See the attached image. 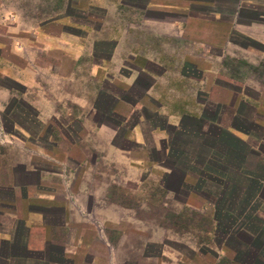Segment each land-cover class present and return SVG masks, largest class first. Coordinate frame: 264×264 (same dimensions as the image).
<instances>
[{
  "label": "crops",
  "instance_id": "0c3cea01",
  "mask_svg": "<svg viewBox=\"0 0 264 264\" xmlns=\"http://www.w3.org/2000/svg\"><path fill=\"white\" fill-rule=\"evenodd\" d=\"M73 7L84 15L83 23L68 13L57 16L52 23L58 24L60 30L49 32L35 28L28 44L29 52L25 44H13L12 52L20 60L0 58V114L10 101L31 106L40 125L34 136L41 134L43 124L57 117L53 104L61 101L49 95L41 77L47 74L54 78L56 87L61 82L73 81L77 62L85 54L92 56L95 42L108 43L111 48L107 58L92 61L91 73L102 70L105 77L115 78L128 88L135 87L139 75L149 79L142 91L145 99L133 105L118 101L126 108L125 117L136 112V122L121 137L134 144L142 155L129 162L138 170L130 177L133 181L141 180L136 174L150 167L160 171L158 179L162 177L160 183L164 182L170 167L149 156L154 152L160 153L163 159L176 157L169 131L183 137H202L208 128L217 127L241 141H250L249 130L237 129L236 122L229 123L228 118H220L219 114L214 116L212 107L217 112L219 106L226 108L229 117H243L253 125L250 129L260 120L264 130V112H254L252 118L245 114L248 107L257 110L256 105L262 99L244 90L257 85L245 72L246 68L264 72L260 65L264 58V0H77ZM95 22L100 24L99 28ZM76 31L91 40L88 47ZM140 38L146 42L139 41ZM42 55L47 57L45 64L40 63ZM238 60L242 66L233 64ZM123 70L127 72L121 73ZM236 85L242 89L235 91ZM68 95H62L61 99ZM149 101L156 104V109L147 111L162 115L164 126L146 130L145 117L138 111ZM194 121H200L199 128L191 127ZM99 130L110 139L116 134V129L108 124L99 125ZM11 131V134L0 133V264L95 263L87 258V253L91 247L90 235L93 233L95 239L97 232L85 225L87 218L76 206L77 199L70 201L71 206L65 202L63 206L43 167V146L22 126H11ZM108 144L112 151L121 156L125 154L126 158L131 152L122 151L111 140ZM198 144H185L178 151L184 165L201 166L193 162L191 154V157L186 155L192 147L199 152ZM249 148L251 153L244 159L234 153L238 160H246L237 167L242 168V164L248 167L249 159L254 157L256 168H263L259 144ZM207 149L215 152V159H220L223 147L219 143L210 144ZM224 151L230 152L226 148ZM215 159L206 160L215 162ZM244 170H233V180L261 183L264 179L262 175L254 178L257 171ZM187 179V175H181L178 181L183 184ZM75 222L82 223L84 230H78Z\"/></svg>",
  "mask_w": 264,
  "mask_h": 264
},
{
  "label": "rangeland",
  "instance_id": "374dc122",
  "mask_svg": "<svg viewBox=\"0 0 264 264\" xmlns=\"http://www.w3.org/2000/svg\"><path fill=\"white\" fill-rule=\"evenodd\" d=\"M76 1L0 0V58L20 60L12 52L13 44L15 46L17 42L21 46L23 43L29 52L28 44L35 28L49 32L60 30L58 24L52 23L57 16L68 13L83 23L84 15L73 7ZM95 23V27L99 28L100 24ZM75 33L84 38L83 32ZM84 40L88 47L91 40ZM139 41L146 42L141 38ZM110 48L108 43L95 42L92 56L85 54L77 62L73 81L61 82L59 87H56L55 79L46 73L44 78L41 77L49 95L61 101L54 102L57 117L41 126L40 135L34 136L40 125L35 119L36 111L31 106L10 101L0 114V130L3 134L4 131L11 134V126H22L33 133L39 146H43V167L51 178V186L60 194V202L63 206L64 202L71 206L70 201L77 199L76 206L87 218L85 225L97 232L95 239L93 233L90 235L91 247L87 253V258L96 262L88 264H264V179L254 188V182L249 186L245 183V187L236 183L240 181L234 182L233 170H237L241 162H246L238 160L234 151L230 150L223 156L220 154V159L210 164L203 163L202 158H193V162H199L201 166L184 165L185 161L178 151L194 141L189 137L186 139V136H175L177 133L172 131L171 134L169 131L176 157L163 159L160 153L154 152H150L149 156L151 160L159 159L170 167L171 171L164 176V182L160 183L162 177L158 179L160 171L150 167L142 168L136 174L141 180L133 181L130 178L138 170L132 168L129 162L142 155L134 144L121 137L136 122V112L125 117L126 108L118 101L133 105L145 99L142 91L149 79L139 75L135 87L128 88L115 78L105 77L102 70L91 73L92 61L107 58ZM41 57L40 63L45 64L47 57ZM50 62L54 61L51 59ZM233 64L242 66L243 63L238 60ZM260 65L264 68V58ZM246 69L247 75L257 85L244 90L252 96L259 95L264 102V72L259 73V70L251 67ZM126 72L123 70L121 73ZM233 87L235 91L242 89L237 85ZM67 94H70L69 97L61 99L62 95ZM262 102L256 105L257 110L248 107L245 114L252 118L254 112H264ZM151 108L155 110L156 104L149 101L145 108L141 107L138 111L140 116L145 117L146 130L164 126V117L148 112ZM211 109L214 116L219 114L220 118H228L229 123L234 121L243 130H249L251 139L248 142L256 147L259 144L264 150V130L260 120L255 119L256 126L250 129L253 125L243 117L227 116L229 113L226 108L219 106V112L214 107ZM208 114L212 116V113ZM102 124L116 129L112 139L99 130ZM109 140L122 151L130 150L127 158L125 154L121 156L112 151ZM226 144L231 149L230 144ZM222 152H225L224 149ZM256 164L252 157L248 167L241 166L257 171L254 178L264 177V167L256 168ZM206 171L211 172L209 174L212 177L216 176L213 178L214 183L208 182L210 178ZM185 174L188 182L182 190L178 179ZM210 183L215 188H222L214 198L204 190L210 187ZM223 185L228 189L223 190ZM215 215L218 222H215ZM75 224L78 230H84L82 223ZM243 226L247 231H239Z\"/></svg>",
  "mask_w": 264,
  "mask_h": 264
},
{
  "label": "trees",
  "instance_id": "16d2710c",
  "mask_svg": "<svg viewBox=\"0 0 264 264\" xmlns=\"http://www.w3.org/2000/svg\"><path fill=\"white\" fill-rule=\"evenodd\" d=\"M4 116V115H3ZM1 118H2V116H1ZM4 119H6V115H5V118ZM200 121H194V123H193V125L191 126V127H197V128H199L200 126ZM4 126L5 127H7V125L4 123ZM234 127H236L237 129H240L241 127L239 126V125H237V124H235L234 125ZM240 127V128H239ZM169 128H171L172 129V127H168V129ZM8 129V128H7ZM242 129V128H241ZM240 129V130H241ZM170 130V129H169ZM188 130V129H187ZM11 131V130H10ZM193 131H195V130H193ZM12 132V131H11ZM172 132V131H171ZM177 133V132H176ZM174 134H175V132H174ZM176 135H180V136H182V134H180V133H177V134H175V136ZM179 136V137H180ZM186 136V139L189 137L190 139H193V141H194V143H193V145H191V146H197V144H198V146H199V148H200V151L199 152H197L196 150H194L193 151V149H194V147H192V149H191V152H187L186 153V155H188V156H190L189 154H191V156H192V158H195V159H201L202 158V160H203V163H206L207 162V164H210L211 163V161H210V163H209V161L208 160H214L215 158H214V155H216L215 154V152L213 151V152H211V149H207V148H209V144L208 143H205V142H209V143H219L220 144V146H222L223 147V149L224 148H226L227 150H229L230 151V149L229 148H227L225 145H227L226 144V142H229V143H232L233 145L232 146H230L231 147V150L232 151H234V153H237V155H241V159H244L245 158V156L246 155H249L250 153H251V150H250V148H249V146H251L250 144H249V142L248 141H246V142H244V141H241V140H239V139H237L236 137H234L233 135H231L230 133H228V132H225V131H222V129L221 128H217V127H210V128H208V130H207V132L206 133H204V135L202 136V137H197L196 135H185ZM198 141V142H197ZM190 146V145H189ZM221 148V147H220ZM205 150H208V151H205ZM258 150H260V149H258ZM260 153H258L259 155H261L262 157H263V159H264V150H260L259 151ZM229 153V152H228ZM220 154H222V155H224L225 153L224 152H220ZM190 156V157H191ZM217 156V155H216ZM228 156V155H227ZM206 159H208V160H206ZM216 160V159H215ZM239 169H243L242 171H245L244 170V168H241L240 166H238L237 167V170H239ZM248 171V170H247ZM207 172V171H206ZM208 174H206L210 179H208V182H211V183H214V179L213 178H216V176H213L212 177V175L211 174H209V173H211V172H207ZM244 173H246V172H244ZM186 175V174H185ZM206 175H202L201 177H203V176H206ZM211 175V176H210ZM207 177V178H208ZM185 178V177H184ZM258 179H259V177H257ZM256 178V179H257ZM251 181L252 180H248V181H242V182H236V183H238L239 185L241 184L242 185V187H245V183H247V185L249 186V184L251 183ZM235 182V181H234ZM185 183H186V181H184V183L183 184H181V183H179V185L181 186V188L180 189H182V190H184L185 188H186V185H185ZM210 183V187L208 188V189H204L205 190V192H209L212 196H213V198L216 196V195H219L220 193H218V194H216V192L217 191H220L222 188H220V187H217V188H215V186H213L212 184ZM252 184H253V182H252ZM257 184H259V183H257V182H254V186L252 187V188H254ZM227 190L228 188L227 187H225L224 185H223V190ZM236 192V191H235ZM220 199V198H219ZM222 199V198H221ZM217 206H219L220 207V205H218L217 204ZM224 211V210H223ZM229 213V212H228ZM215 222H218V218L216 217V215H215ZM235 222V221H234ZM233 222V223H234ZM240 230H245V231H247V229L246 228H244V226L243 227H241L240 229H239V231Z\"/></svg>",
  "mask_w": 264,
  "mask_h": 264
},
{
  "label": "built area",
  "instance_id": "2783aa9c",
  "mask_svg": "<svg viewBox=\"0 0 264 264\" xmlns=\"http://www.w3.org/2000/svg\"><path fill=\"white\" fill-rule=\"evenodd\" d=\"M2 130V129H1ZM0 130V133L2 134V131Z\"/></svg>",
  "mask_w": 264,
  "mask_h": 264
}]
</instances>
